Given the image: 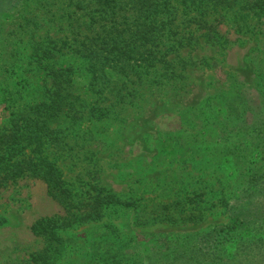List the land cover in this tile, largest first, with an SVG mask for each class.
<instances>
[{"label": "rangeland", "instance_id": "374dc122", "mask_svg": "<svg viewBox=\"0 0 264 264\" xmlns=\"http://www.w3.org/2000/svg\"><path fill=\"white\" fill-rule=\"evenodd\" d=\"M172 1V29L182 36L169 33L161 43L163 61L155 65L153 55L148 57L153 66L135 70L119 87L124 98L110 97L117 101L112 106L93 92L94 84L106 80H93L88 59L76 53L100 29V6L91 0H22L0 13V131L11 128L12 112L46 92L50 72L63 70L73 95L81 94L86 105L75 104L82 118L70 115L58 126L70 155L55 154L61 176L75 192L99 185L137 206L110 209L99 222L62 231L70 246L57 264H93L107 252L124 263L145 261L162 253L163 242L155 244L154 238L188 236L230 222L228 192L242 189L236 154L248 145L235 111L247 109L249 119L264 112V12L252 10L256 0H242L205 24L190 2ZM180 40L190 44L179 47ZM106 105L109 110L88 114ZM189 198L199 202L189 207L201 213L200 221L172 224L153 212L156 203ZM255 198L262 207L264 193ZM145 205L149 218L137 220ZM182 210L168 214L179 217ZM54 216L66 211L42 180L26 177L0 188V264H35L47 243L32 227ZM246 232L216 251L203 249L221 257L219 264H264V241L239 248L249 242L240 239Z\"/></svg>", "mask_w": 264, "mask_h": 264}, {"label": "trees", "instance_id": "16d2710c", "mask_svg": "<svg viewBox=\"0 0 264 264\" xmlns=\"http://www.w3.org/2000/svg\"><path fill=\"white\" fill-rule=\"evenodd\" d=\"M21 1L0 0V13L12 10ZM185 1L191 3L193 11L207 24L213 14L220 12V9L232 11L242 0ZM91 2L101 8L97 9L99 21L96 22L100 29L95 36H88L89 42H83L82 48H77L76 53L88 59L93 80H106L103 83H107L106 85L96 87L94 86L96 84H92L93 92L99 93V98L103 102H110L112 106L117 101L112 102L110 97L124 98L123 90L119 87L127 85L135 70L138 68L149 70L153 66L155 62L152 63L148 57L153 55L157 60L155 65L163 61L161 43L169 40L168 34L182 36L172 29L176 20L173 15L177 10L172 0H91ZM252 3V10L264 12V0ZM176 42L179 47L190 44H185L186 41L181 40ZM62 71L50 72L48 77H45L50 78L46 92L40 93L41 96L35 103L27 105L17 113L12 112L14 118L11 128L8 131H0V188L7 187L9 182L15 183L26 177L42 180L47 184L49 195L66 211L64 217L41 218L33 225V234L43 237L47 243V247L33 258L35 264H57L58 259L70 246L66 244L62 231L99 222L110 209L132 206L137 208L134 200L123 199L99 185L98 187L90 185V188L82 191L84 193L75 192L61 176L54 157L59 152L67 154L69 152L66 148L68 142L62 135H58L60 133L58 126L70 115L82 118V115L74 110L75 104L79 101L85 104L81 94L73 95L72 86L69 85L71 81L62 78ZM97 102L102 103L100 99ZM110 106L92 108L87 113L91 115L93 112L109 110ZM246 110L235 111L234 121L237 128L243 132L240 138L248 145L243 143L245 149L242 153L238 150L236 154L239 160L236 166L242 178L240 183L242 189L239 193L232 190L228 192L226 212L230 218L229 224L188 236L154 238L155 244L163 242V246L159 247L162 253L155 258H144L145 261L135 258L124 263V259L112 257L115 255L107 252L106 257L102 256V261L93 264H206V260L210 261L208 264H219L222 258L213 251L205 252L204 245L215 247L216 251L223 242L230 241L233 236H240L245 231L247 232L244 237L240 239H249V242L239 248L245 249L253 242L257 244L259 240L264 241L261 235L263 232L261 228L264 227V205L257 206L259 203L255 200L256 196L264 193V112L257 113L253 119H249ZM251 145L254 149H251ZM198 203L197 199L191 198L185 203L183 201L156 203L153 212H158L161 215L158 217L167 223L176 224L178 219L183 220V223L188 220L196 222L202 219L201 213L190 208ZM149 208V205L143 206L138 212L137 220L148 219L149 215L144 212ZM171 208L183 210L179 212V217H176L168 214ZM0 222H3V219H0ZM255 230L258 231L254 232Z\"/></svg>", "mask_w": 264, "mask_h": 264}]
</instances>
